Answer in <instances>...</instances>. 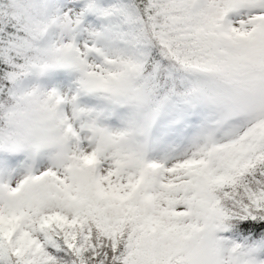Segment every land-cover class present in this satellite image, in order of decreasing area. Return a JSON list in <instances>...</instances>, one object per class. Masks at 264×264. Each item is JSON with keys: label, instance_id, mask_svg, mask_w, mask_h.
I'll use <instances>...</instances> for the list:
<instances>
[{"label": "snow or ice", "instance_id": "1", "mask_svg": "<svg viewBox=\"0 0 264 264\" xmlns=\"http://www.w3.org/2000/svg\"><path fill=\"white\" fill-rule=\"evenodd\" d=\"M0 264H264V0H0Z\"/></svg>", "mask_w": 264, "mask_h": 264}]
</instances>
